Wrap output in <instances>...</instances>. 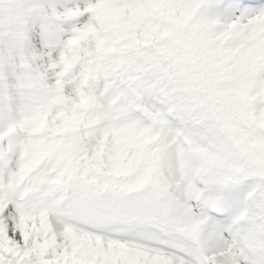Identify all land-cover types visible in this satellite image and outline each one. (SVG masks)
<instances>
[{"label":"snow or ice","instance_id":"snow-or-ice-1","mask_svg":"<svg viewBox=\"0 0 264 264\" xmlns=\"http://www.w3.org/2000/svg\"><path fill=\"white\" fill-rule=\"evenodd\" d=\"M86 4L0 0V264H264V0Z\"/></svg>","mask_w":264,"mask_h":264},{"label":"rangeland","instance_id":"rangeland-1","mask_svg":"<svg viewBox=\"0 0 264 264\" xmlns=\"http://www.w3.org/2000/svg\"><path fill=\"white\" fill-rule=\"evenodd\" d=\"M51 2L53 3H56V6H57V10L59 12H63L65 11V7L67 8H74L77 6V4H79V7L81 9L85 8L87 6L86 4V0H51ZM94 2V0H93ZM47 6V4H46ZM49 11H50V8H49ZM89 19V16L86 15L85 17H82L81 18V22L82 23H85L87 22ZM66 28H70L69 25H65ZM30 37L33 41V44L36 48L37 51H40L41 50V45L39 43V29L36 28V29H33V31L30 33ZM56 54H54L55 56ZM50 83H54V80L53 81H50Z\"/></svg>","mask_w":264,"mask_h":264}]
</instances>
